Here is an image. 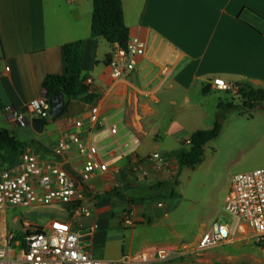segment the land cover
<instances>
[{"label":"crops","instance_id":"0c3cea01","mask_svg":"<svg viewBox=\"0 0 264 264\" xmlns=\"http://www.w3.org/2000/svg\"><path fill=\"white\" fill-rule=\"evenodd\" d=\"M121 1L129 40L139 39L146 50L136 59L132 73L112 80L107 61L113 47L90 35L91 0H0V129L21 142H33L26 150L55 163L78 182L89 197L84 204L92 205L96 213L97 230L87 229L88 244L99 233L97 224H104L107 202L114 196L120 194L128 202L156 184L174 181L179 170L165 156L179 148L174 140L187 131L176 121L178 113L185 104L204 107L211 103L210 110L190 114L207 119L202 129L208 130L218 105L224 106L234 95L210 89L211 81L222 79L230 86L264 92V0ZM80 40L84 42L82 76L91 80L97 99L92 103L65 99L66 112L56 120H46L41 134L30 125L14 123L5 108L24 113L27 104L42 95L47 76L65 74L64 45ZM93 108L99 109L104 126L90 122ZM165 117L172 119L163 129L160 122ZM77 121L81 128L75 126ZM112 124L118 127L116 136L110 132ZM189 128L191 136L199 127ZM76 134L85 135L109 167L107 174L85 184L80 173L87 156L71 148L61 157L53 154L61 140ZM165 141L173 144L172 151H167L171 149ZM154 154L163 158L158 168ZM135 160L138 170L131 172ZM249 233L234 225L226 244L237 241L247 247Z\"/></svg>","mask_w":264,"mask_h":264},{"label":"built area","instance_id":"2783aa9c","mask_svg":"<svg viewBox=\"0 0 264 264\" xmlns=\"http://www.w3.org/2000/svg\"><path fill=\"white\" fill-rule=\"evenodd\" d=\"M145 44L137 38L130 39L125 49L119 46L112 48L107 61L110 79L123 78L135 70L136 59L143 56ZM8 71V68H6ZM91 80L86 79L84 86L93 90ZM209 88L220 92H238L240 88L230 86L222 79H214ZM94 91V90H93ZM5 111L18 126H25L26 120L42 118L50 120L49 104L46 92L25 107L20 113L10 107ZM99 109L90 112V122L104 126V120L99 119ZM77 128L82 123H75ZM113 136L118 133L116 124L109 126ZM186 145H189L187 140ZM72 149L79 156H87L83 164L80 179L85 184L97 176L109 171L108 164L102 158L98 148L89 143L85 135L76 134L67 140H61L53 150L56 157ZM123 145V149H127ZM152 159L161 165L163 158L154 154ZM131 172L138 170L134 161ZM78 182L63 168L51 161L41 160L36 154L25 150L17 165L0 170V213L10 208H30L32 206H51L54 204L74 205V217H88L83 193ZM225 213L237 220L238 229H248L249 236L245 242L247 247L253 245L264 255V168H258L247 173H239L231 177L229 188L224 198ZM119 224L126 229L134 228L135 220L123 216ZM241 226V227H240ZM240 227V228H239ZM97 230L93 225L90 232ZM85 234L84 237H88ZM81 235L72 227V220H52L44 226L35 227L24 223L15 233L0 234V264H264L262 259L252 262H222L201 259L204 254L232 239V228L227 224L214 223L198 241L196 250L179 251L172 248H154L135 255L122 256L117 260H102L94 258L86 249L87 239L80 240Z\"/></svg>","mask_w":264,"mask_h":264},{"label":"rangeland","instance_id":"374dc122","mask_svg":"<svg viewBox=\"0 0 264 264\" xmlns=\"http://www.w3.org/2000/svg\"><path fill=\"white\" fill-rule=\"evenodd\" d=\"M233 93V97L223 102V107L228 102L237 109L225 112L220 135L204 146L202 163L195 169L177 171L174 179L176 185L172 187L174 197L170 196L171 190L168 189L163 193L158 191L157 194L147 192L146 196L151 198L144 202L132 198V205H135L133 208L120 194L107 202L109 212L105 213L106 220L104 224H97L99 233L87 245L95 257L119 259L154 248H172L193 253L200 238L214 223L238 227L237 220L224 211V198L232 176L264 168V102L253 105V108H244V99L236 97L237 92ZM211 106V103H206L204 107L199 103L183 106L176 121L182 122L187 131L176 136V147H180L179 141L189 139L190 126L204 130L202 126L207 123V119L200 114H190L207 111ZM170 118H162L160 124L163 129L171 121ZM164 145L171 149L167 151H172L174 147L167 141ZM83 198L86 201L89 199L84 195ZM84 205L88 208L89 216L72 219L74 205L10 208L0 213V234L15 233L24 222L41 227L52 220H72V227L78 232L91 229L96 223L95 208ZM133 209L135 214L131 216ZM126 215L135 220L134 228L126 229L119 224V220ZM201 259L239 263L264 260V255L253 245L244 247L243 242L233 241L207 251Z\"/></svg>","mask_w":264,"mask_h":264},{"label":"trees","instance_id":"16d2710c","mask_svg":"<svg viewBox=\"0 0 264 264\" xmlns=\"http://www.w3.org/2000/svg\"><path fill=\"white\" fill-rule=\"evenodd\" d=\"M92 2V17L90 35L94 39L103 40L110 47L119 46L125 49L129 41V31L124 23V14L121 0H91ZM84 42L82 40L68 43L63 47V53L66 64V72L64 75L47 76L42 88L46 92L47 98L55 92H61L67 100H81L85 103H92L97 99L93 90L84 86L86 78L82 76V56ZM236 97L244 99L243 107L253 108L264 102V92L254 91L251 88L245 87L239 89L235 94ZM2 105L0 103V109ZM237 108L229 104L223 107L218 105L217 113L213 126L209 130H197L189 137V145L186 141L180 144V147L165 157L172 160L178 170L184 168L195 169L203 161L204 146L211 140L217 138L222 130V121L225 112L234 111ZM67 110V105L61 117ZM59 117L51 120H56ZM33 142L25 143L16 139L8 130L0 129V170L9 169L18 164L21 154ZM165 158V159H166ZM173 185L176 182L173 180L156 184L155 186L140 192L142 197L139 202L147 201V192L157 194L158 191L163 193L168 189L171 190L170 196L174 197L172 191ZM160 197V196H159ZM128 203L132 204V199H128Z\"/></svg>","mask_w":264,"mask_h":264},{"label":"water","instance_id":"95a60500","mask_svg":"<svg viewBox=\"0 0 264 264\" xmlns=\"http://www.w3.org/2000/svg\"><path fill=\"white\" fill-rule=\"evenodd\" d=\"M65 99V96L61 92H55L48 96L47 100L49 104V116L51 119H55L63 113L66 104ZM29 125L37 134H41L46 125V121L42 118H32L30 120H26L25 126ZM87 233V230H82L79 232L81 235V241L85 239L84 235Z\"/></svg>","mask_w":264,"mask_h":264}]
</instances>
